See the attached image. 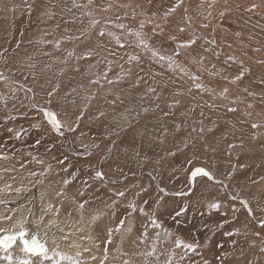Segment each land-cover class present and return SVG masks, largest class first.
I'll return each mask as SVG.
<instances>
[{
    "label": "snow or ice",
    "instance_id": "6c2138e0",
    "mask_svg": "<svg viewBox=\"0 0 264 264\" xmlns=\"http://www.w3.org/2000/svg\"><path fill=\"white\" fill-rule=\"evenodd\" d=\"M183 2L184 0H174V2L165 4L164 0H137L135 3H122L120 0H109L107 4H99L93 9L94 0H87L82 4L73 0L72 7L85 10L82 12V16L89 18L86 28L81 29L77 35L68 37L69 40H78L84 44V51L77 59L88 61L95 59V64L88 66L89 73L90 69L101 60L107 65V68L102 74H92L95 78H89L87 83L82 82L78 86L71 84L65 86L59 80L49 79L46 89L40 85L47 98L43 105L37 102L36 92L28 83L29 77L32 80L36 79V74L32 71L36 67L35 64L28 63L26 67L29 71L26 74L21 73L24 83H18L11 70L8 75L0 71V82L8 85L7 97L0 93V101L3 102V107L7 108L8 101L11 100L13 111L18 113L5 116L3 126L6 127L10 138L17 141H21L28 134L27 130L7 127V122L16 121L21 117L27 118L29 114L33 115L35 121L30 124V128L36 130L38 134L54 133L57 140L60 137H65V132L78 134L79 137L86 136L87 133L81 127V121L91 106V102L97 99L100 95L99 90L103 89L106 83L109 86V91L105 94V103L113 108L114 114L109 131L105 134L104 139L107 143L101 155L103 159L108 160L113 159L115 154L113 163L115 171L118 173L116 178H111L102 169L94 170L91 161L86 163L87 171L85 172L84 169H78L75 165H71L67 154L53 156V160L60 166L61 171L66 173V176L61 177L58 184L50 182L49 186L52 187V192L40 194L39 207L37 208L36 199L32 198L27 203L14 202V207L7 208L5 212L0 213V264H109V246L114 244V236L119 235L121 244L127 239L131 244L138 246L147 239L149 227L154 231L150 250L137 251L133 248L130 254L129 251H124L120 246H116L115 251L127 257L122 264H213V261L215 264H264V260L258 259L256 253H252L249 257L245 248L240 246L239 239H232L231 251H225L224 245L217 243L214 239L220 230L226 229L227 225L234 222L229 219V210L233 213L236 211L231 200H239L248 215H254L249 201L239 194L233 193L231 200L225 196L224 198L213 197L205 202L204 206L209 213L216 212L222 217L214 229L204 225L197 234H194L191 229L187 234L182 231L181 226L188 223L187 217L190 210L197 208L200 210V215H204L201 200L204 197V191L207 190L208 181L219 183L224 188L228 187L222 181H217L216 175L212 171L211 161L220 151V140L227 141L229 133L221 132L220 140H218L215 134L220 131V124L211 116H206L205 109L214 111L223 108L225 113H236L239 110L236 105L245 103L246 97L257 95L249 87L244 86L239 89L245 94L244 96H230V88L224 86L239 85L247 75L251 74V68L243 58L247 55L246 51L239 54L236 52L225 53L221 42H218L216 38L215 30L211 33L202 31L210 27L213 17L211 9L216 0H201L200 7L204 8V11L197 14L200 18L198 25L194 26L192 16L182 17L183 26L177 25L178 31L180 33L189 32V35L186 38H178L169 25ZM157 3H159V7H156ZM235 8L237 10L243 8L244 12L254 14L262 8V5L252 2L248 5L236 4ZM113 9L124 10V19L131 16V19L136 21L137 17H140L138 24L116 23V28L121 30L120 35L106 31L105 27H101L97 32L96 29L101 24V20L96 18V12H109ZM232 10L230 0H224V8L219 11L218 18L223 21L226 16L231 14ZM184 11L187 13L188 9L185 8ZM45 15L49 18L52 16L49 12H45ZM120 18L119 11H117L116 19L120 20ZM70 22L74 23L75 20ZM109 23L112 21L105 19V26ZM146 28L150 30L146 31ZM94 35L98 40L114 37L118 48H132L134 51L119 56L116 51L103 43L93 45L92 37ZM232 35L240 42L242 49L249 47L243 42L242 32L236 31ZM128 37L132 39L128 40ZM248 39H253V36L250 34ZM56 47L59 49L60 41L56 42ZM233 47V43H227V48L232 49ZM253 51L260 52L261 49L254 48ZM140 52L148 53L150 63H155L161 69L170 72L173 79L160 84L156 78L162 73L144 72V69L139 67ZM73 54L72 51H69L61 64L66 65L68 58ZM2 55L3 53H0V56ZM221 55L225 57L223 61L220 60ZM118 60H124V63L119 64L120 72L115 77L109 78V73L112 71L111 65ZM211 60L219 62L220 66L218 67L217 63H211ZM9 61H6V66ZM257 63L264 64V60H258ZM125 64H127V68H125ZM234 66L235 72L232 71ZM137 68L138 71H136ZM66 71L68 69L61 67L56 75L64 76ZM74 71L80 72V68L77 66ZM134 71L136 72V81L133 88H139L140 82L147 83L149 78L155 85L147 87L145 93L140 97L142 101L149 94H156L154 98H158L161 94L158 92V88L167 89L169 84L174 86L175 90L171 92V102L167 105L168 110L162 111L165 118H175L174 109L181 105L180 97L185 95V91H181L179 85L190 81L192 86L186 89L187 93L191 95L194 88L196 94L201 96L200 101H196V96H191V99L196 103L185 106L183 113V115L192 118L193 126H187V122L183 119L179 123L174 122L167 125L161 123L158 117H155L156 123H148L144 117L152 110L143 103L139 106H124L122 110L115 111L117 102L123 105L124 100L120 96H115L110 101L107 99V96L111 94V86L119 85L130 79ZM81 75L83 77L84 74ZM205 75L210 78V81L216 79L224 84L219 87L212 85L211 82L206 84L204 82ZM260 83L264 85V77H261ZM92 86H96L97 91H93ZM21 91L25 93L23 99H20L18 95ZM62 91L63 96L61 97ZM205 95L210 98L211 102L203 100ZM78 98L82 101L79 106L77 105ZM17 100H20L19 105L16 104ZM216 100H224L228 103L219 105L215 102ZM261 100L264 101V93H261ZM19 108L26 111L18 112ZM246 108H253V104L247 103ZM198 109L199 111H197ZM97 113L95 119L107 115L99 108H97ZM250 115L251 112L244 113L245 117ZM232 127L235 129V124ZM250 127L254 130L252 139H257L255 130L264 127V124L253 122ZM121 133H124L126 137L131 136L130 145L123 148L122 155L118 151L119 145L112 139L113 136L119 137ZM168 137H171L170 148L161 147L159 153L149 155L150 151L155 152L153 145H163ZM101 143L104 141L102 140ZM41 144L42 140L37 138L32 147H38ZM58 147H63V145L58 146L54 140L51 145L46 146L45 151L51 152ZM83 147L85 152L91 156L101 148V144L83 145ZM237 147L241 149L245 147L242 137L239 143H227L228 149ZM227 154L231 155L230 152ZM13 155L22 157L24 153L20 150L14 152ZM27 157V160H21L19 163L21 170H26L32 161L40 165L45 164L44 160L38 159L31 151L27 153ZM8 159H10L8 154L0 152V160ZM128 164H135L141 170L146 167L150 168L147 175L154 183V187L152 184L145 187L143 184L136 183L129 186L128 176L124 172V167ZM239 167L242 169L245 165L239 164ZM70 168L71 171H69ZM235 169L236 165H233L226 173L225 178L228 180L234 178ZM9 170L16 171L15 168L4 169V171ZM169 170H171L170 173ZM52 171H54L53 165L49 163L40 171H28L26 178L29 184L37 187L44 183ZM129 171L135 177L136 173L131 168ZM180 173H183L186 189L177 192L176 195L184 199L180 201L178 207L169 210L165 197L171 193L165 183V177L167 176L168 180L180 179L178 175ZM261 179L264 180V177ZM157 180L159 183H155ZM97 181L107 189L103 196L100 195L102 189L96 184ZM105 181H107L106 184ZM77 182L82 184L83 188H77L74 192H70V186H74ZM121 183L123 186H117ZM108 185H112V187ZM6 188L12 190V185L8 184ZM198 188L201 189L199 193L197 192ZM14 191L20 193L30 191V189L21 186L16 187ZM89 192H91V196L88 195ZM129 194L132 199L127 200L118 216L119 200L126 198ZM260 197L264 200V192L260 193ZM95 200H99L103 208L89 211L88 206ZM138 200L141 202L139 207ZM7 203L0 199V205H7ZM146 208L149 210L146 211ZM165 212H167V217H165ZM137 213L139 217L146 218V222L145 220L140 221V227L136 225ZM182 217L184 219H181ZM105 218L108 219V223H105ZM258 223L264 230V219ZM93 233L96 234L95 240ZM200 234L203 235L202 239L198 238ZM221 234L227 237H244L245 240L250 235L246 226L244 229L234 227L224 230ZM251 235L260 237L261 232H254ZM83 240L93 241V247L82 246L78 241ZM95 241H99V243H95ZM159 244H163L164 247L158 249L157 245ZM62 245H67L68 249H75V251H68ZM210 246L220 249L213 260L205 256V252ZM250 247L254 248L255 244ZM94 250L100 252V256L95 255ZM86 253L87 257H85ZM259 253L264 255V240L261 241ZM133 257L143 259L134 260Z\"/></svg>",
    "mask_w": 264,
    "mask_h": 264
},
{
    "label": "rangeland",
    "instance_id": "374dc122",
    "mask_svg": "<svg viewBox=\"0 0 264 264\" xmlns=\"http://www.w3.org/2000/svg\"><path fill=\"white\" fill-rule=\"evenodd\" d=\"M86 2L87 0H76V3L82 4ZM108 2L109 0H94L92 8L95 9L97 5L107 4ZM120 2L135 3L137 0H120ZM170 2H174V0H164L165 4ZM252 2L262 5V8L258 9L254 14L244 12L243 8L239 10L235 8L236 4L248 5ZM230 3L233 10L230 15L226 16L223 21H221L218 18V13L224 8V0H216L214 7L211 9L213 17L210 27L207 30L202 31L211 33L213 30H215L216 38L218 42H221L223 51L225 53L236 52L239 54L240 52H247V55L243 58L246 64L251 68V74L247 75L239 85H224L230 88V96H244L245 94L239 91V89L243 88L244 86L249 87V89L257 93V95L255 97H246L245 103L236 105L239 109L236 113H225L223 108L214 111L205 109V115L211 116L220 124V131L215 134L216 138L220 140L221 132L229 133L227 141L220 140V151L211 161L213 164L212 171L216 175L217 181H222L224 184L228 185V187L224 188L221 187L219 183H213L211 181L207 182V190L204 191V197L201 200V208H203L204 215L201 216L200 210L197 208L190 210L187 217L188 223L181 226L182 231L185 234H187L189 229H191L194 234H197L204 225L214 229L215 225L221 221L222 217L219 213L208 212L204 206L207 200L213 197L224 198L225 196L231 200L232 194L236 193L249 201L254 213L255 207H258V205L261 203L260 193L264 192V180L261 179V177H264V127L255 130L258 137L257 139H252L254 130H252L250 127V124L253 122L264 124V101L261 100V93H264V85L260 83L261 77H264V64L257 63L258 60H264V0H230ZM72 4L73 0H0V53H3V55L0 56V71H3L5 75H8L9 70H11V72L14 73V79L18 83H24L21 73L26 74L29 71V69L26 67L28 63L35 64L36 67L32 71L35 72L36 79L32 80L31 77H29L28 83L34 88L36 92L37 102L42 105L45 103L47 98L45 96V92L41 90L40 85H43V87L46 89L48 87L47 81L49 79H52L53 81L59 80L65 86H68L69 84L78 86L82 82L87 83V79L89 78H95V76L92 74H102L107 68V65L103 62V60H101L100 63L96 64L95 67L90 69L89 73L87 71L88 66L90 64H95V59L92 61L77 59L84 51V44L78 40H69L68 37L75 36L81 29L86 28L89 18L82 16V12L85 10L74 9ZM200 5L201 0H184L181 8L177 10V13L172 18V22L169 27L175 32V35L178 38H186L189 35V32L180 33L178 31L177 25L183 26L181 23L182 17L185 15L192 16L194 18V26L200 23V18L197 14L204 11V8L200 7ZM159 6V3H157L156 7ZM13 8L15 9L14 11ZM185 8L188 9L187 13L184 11ZM117 11H119V15L121 17L120 20L116 19ZM45 12L51 13V18L45 15ZM96 18L101 20V24L97 26V32L101 27H105L106 31H111L115 35L121 34V30L115 26L116 23L133 25L138 24L140 19V17H137L136 21H133L131 16H129L128 19H124V10L122 9H113L109 12H96ZM105 19H110L112 23H109L105 26ZM73 20H75L74 23L70 22ZM81 20H83V23H81ZM145 30L149 31L150 29L146 28ZM198 31L201 30L198 29ZM236 31L242 32L243 42L249 45L247 49H242L240 47V42L233 37L232 33ZM250 34L253 36V39L251 40L248 39ZM127 39L131 40L132 38L128 37ZM57 41H60L59 49L56 47ZM229 42L233 43L234 45L232 49L227 48V43ZM96 43H103L107 45V47L116 51L119 56H124L126 52L132 53L134 51L132 48H118L115 44L114 37H105L103 40H98V38L94 35L92 37V44L95 45ZM254 48H260L261 51L255 52L253 51ZM69 51L74 53L73 56L68 58L66 65L61 64V61L67 56ZM139 54L141 55L139 67H142L144 72L162 73V75L156 78L160 84H164L173 79L170 72L161 69L155 63H150V56L148 53L140 52ZM9 58H11L10 61ZM224 58V55H221L220 60L223 61ZM6 61H9L7 66ZM210 62L217 63V66H220V63L215 60H211ZM121 63H124V60H118L111 65L112 71L109 73V78L115 77L116 74L120 72L119 64ZM77 66L80 68V72L74 71ZM61 67L68 69L64 76L56 75V73L59 71V68ZM125 68H127V64H125ZM138 70L139 69L137 68L136 71ZM235 70L236 69L234 66L232 71L235 72ZM82 73L84 74L83 77L81 75ZM135 81L136 72L134 71L130 79L121 82L119 85L111 86V94L107 96V99L110 101L115 96H120V98L124 100L123 105L117 102L115 111L118 112L122 110L124 106H139L141 103H143L152 110L147 116L144 117V120L148 123H156L155 117H158L161 123L167 125H171L174 122L179 123L180 120L183 119L187 122V126H193L192 118L190 116L183 115V113L185 106L194 105L196 101L201 100V96L196 94V90L194 88L191 95L187 93L186 89L192 86L190 81H186L179 85L180 90L185 91V95L180 97L181 105L174 109V119L171 117L165 118L162 115L163 110H168L167 105L172 99L171 92L175 90L172 84H169L167 89L158 88V92L161 93L158 98H154L156 94H149L148 97L142 101L140 97L145 93L147 87L155 85L149 78L147 83H145V81H141L139 88H133ZM204 82L206 84L211 82L212 85H216L218 87L224 84V82L218 81L216 79H211L210 81V78L206 75L204 76ZM92 90L97 91V87L92 86ZM99 91L100 95L96 100L91 102V106L87 109L85 117L81 121V127L87 133V135L84 137H79L78 134L65 132V137H67L71 143H73L72 145L77 148L71 147L70 144L68 146V144L64 141L65 137H60L57 140L56 134L54 133H44V135H42L38 134L36 130L31 129L30 124L35 122L33 120L32 114H29L27 118L21 117L16 121L7 122V127H15L17 129L23 128L26 129L28 133L21 141L10 138V135L6 131V127L3 126V120L4 117L9 114L18 113L13 111L11 100L8 101L7 108H4L3 102L0 101V152L8 154L10 157L8 160H0V199L8 202L7 205H0V213L5 212L7 208L15 206L14 202L27 203L28 201L23 202L25 199L35 198L37 201V208L39 207L38 200L40 194L42 192L49 194L52 192V187L49 186L50 182H55L58 184L61 177L66 176V173L62 172L60 166H58L56 161L53 160V156H62L63 154H67L69 156V163L71 165H75L78 169H84L85 172L87 171L86 163L91 161L94 170H100V168H102L107 176L116 178L118 173L115 171V165H113L112 162L109 163V159H103L101 155L105 148V144L107 143V141L104 139L105 134L109 131V125L112 122V117L114 114L113 108L109 104L105 103V94L109 91V86L105 83L104 88L100 89ZM0 93H3L7 97L8 85L4 84L3 82H0ZM18 95L20 99H23L25 93L21 91L18 93ZM81 95H83V93H81ZM62 96L63 91L61 92V97ZM191 96H196V101H193ZM203 100L211 102L207 95L203 96ZM95 102H103L102 110L107 113L105 117L95 119V117L98 115L97 109H93ZM215 102L219 105H225L228 103L224 100H216ZM249 102L253 104V108L251 109L246 108V104ZM19 103L20 100H17L16 104L19 105ZM81 103L82 101L78 98L77 105L79 106ZM157 106L159 107L157 108ZM25 111L26 110L23 108L18 109V112ZM197 111H199V109ZM246 111L251 112V115L245 117L244 113ZM234 124L236 126L235 129L232 127ZM48 136L51 137L48 138ZM93 137H95V139H93ZM241 137L243 138V142L245 144L244 148H227L228 142L239 143ZM37 138H42V144L38 147H32L34 140ZM112 139L115 140L119 145L118 151L121 152V155L123 154V148L129 146L131 142V136L126 137L124 133H121L119 137L113 136ZM54 140L58 146L63 145V147H58V149H54L51 152H46V146L51 145ZM102 140L104 143H101ZM91 144H101V148L94 152L96 160L99 159L97 162L96 160L93 162V159H95L93 157L94 154L89 156L83 147V145ZM161 147L165 149L170 148L171 137L166 138L163 145H153L155 152L150 151L149 155H155V153H159ZM20 150H22L24 153L22 157L13 155L14 152H18ZM29 151H31L32 154L38 159L44 160L45 164L40 165L35 161H32L28 164L26 170H21L19 168V163L21 160L28 159L27 153ZM228 152H230L231 155H228ZM49 163L53 165L54 171L48 175V178L44 180V183L37 187H33L31 184H29L28 179L26 178L28 171H40ZM239 164H244L245 167L241 169ZM233 165H236L235 176L231 180H228L225 178V175ZM177 167H179V164H177ZM12 168H15L16 171H4V169ZM129 168H131V170L136 173L135 177L132 176ZM150 170L151 169L147 167L141 170L138 169L135 164H128L124 168V172L128 176L129 186H131L133 183H136L143 184L145 187L152 184L154 187V183L147 175V172ZM69 171H71V168ZM170 172L171 170H169V173ZM178 175L180 176V179L173 178L168 180L167 176L165 177V183H167L169 192L171 193V195L165 197V199L168 201L167 208L169 210L178 207L180 201L184 199L183 197L176 195L177 192L184 191L186 189L183 173ZM104 183L106 184L107 181ZM155 183H159V180H157ZM8 184L12 185V190L6 188V185ZM96 184L102 189L100 195L103 196L104 193L107 192V189L104 188L103 184H101L99 181H97ZM21 186L30 189V191L16 193L14 189ZM108 186L112 187V185ZM117 186L123 185L121 183ZM77 188L82 189L83 185L77 182L74 186H70L69 191L74 192ZM33 190H36V192ZM199 191H201V189L198 188L197 192L199 193ZM88 195L91 196V192H89ZM131 199V194H129L126 198H120L119 204L117 205L118 216L121 214L123 206L126 204L127 200ZM140 203L141 202L138 200V207ZM231 204L233 207H235L236 211L233 213L231 210H229V219L230 221L234 222L227 225L226 229L220 230V232H218L214 238L215 241L217 243H222V241L225 240L224 242L228 244L230 251L232 250V239H239L240 246H246L247 244V246L250 247L252 244H255L254 248L250 247L251 253L248 251L249 249L247 250L248 252L246 251L247 254L249 257H251L252 253H256L258 259L264 260V255L259 253L261 241L264 240V237L260 238L251 235L253 232L250 228L247 229L250 233L247 240H245L244 237H227L221 234L224 230H230L234 227L244 229L242 227L243 222L245 220L250 221L247 210L240 204L239 200H231ZM88 208L89 211H91L96 208H103V205L99 200H95ZM148 210L149 209L146 208V211ZM161 211H163V209H161ZM165 217H167V212H165ZM263 218L264 217L262 213L259 218L254 219L255 221H260ZM181 219L184 218L182 217ZM106 220L108 219L105 218V223ZM141 220H145L146 222V218L138 216L136 221L137 227H140ZM251 223H254V221ZM148 233L147 239L138 246L131 244L127 239L124 240L123 244H121L119 235L116 236V241H114L115 244H113V248L110 249L112 250V253L111 251L109 252V255L113 258V262L111 261L109 264H122L123 260L127 258L122 256L120 252L115 251L116 246H120L124 251H129L130 254L131 249L133 248H135L137 251L150 250L151 245L153 244L154 231L149 227ZM198 238L202 239L203 235L200 234ZM219 251L220 249H215L210 246L209 249L206 250L205 256L207 258L209 257L208 259L213 260ZM87 256L88 255L85 254V257ZM133 259L142 260L143 258L133 257ZM161 259H163V257H161ZM213 264H215V261H213Z\"/></svg>",
    "mask_w": 264,
    "mask_h": 264
},
{
    "label": "bare ground",
    "instance_id": "6f19581e",
    "mask_svg": "<svg viewBox=\"0 0 264 264\" xmlns=\"http://www.w3.org/2000/svg\"><path fill=\"white\" fill-rule=\"evenodd\" d=\"M6 59V58H5ZM86 77V76H85ZM53 134V133H52ZM49 137H51V136H48V138ZM42 139V138H41ZM64 141H65V143H67L68 144V146H69V144L71 145V147H73V148H75V146L74 145H72V143L70 142V140L66 137V139L64 138ZM67 146V147H68ZM70 148V147H69ZM76 150V149H75ZM94 154V158L96 157L95 156V153H93ZM115 158V156L113 157V159ZM113 159H112V161H111V159H109L108 160V162L109 163H113ZM99 159H97L96 160V162L98 161ZM121 163H123V161H121ZM113 165H115L114 163H113ZM127 166V165H126ZM125 166V167H126ZM124 167V168H125ZM50 181H52V180H50ZM50 190V189H49ZM34 192H36V190H33ZM50 192V191H49ZM200 192V191H199ZM32 194V193H31ZM33 195V194H32ZM35 196V195H34ZM256 198V197H255ZM29 199H25V200H23V202L24 201H28ZM39 201V200H38ZM170 202V201H169ZM260 205H258V207L256 208L255 207V210H254V215L253 216H249L250 217V221H248V220H245L244 222H243V228L246 226L247 227V229H251V231L254 233V232H261V236H260V238H262V237H264V230H262L261 228H260V226H259V223H258V221H255V219L254 218H259V216L263 213V217H264V211H263V209H264V201L263 200H261L260 199ZM10 205V204H9ZM12 205V204H11ZM14 207V206H13ZM89 207V206H88ZM264 219V218H263ZM252 221H254V223H251ZM107 222H109L108 220H106V223ZM210 223V222H209ZM186 230V229H185ZM188 232V231H187ZM116 236H118V235H116ZM116 236H114V241H116ZM73 239H75V238H73ZM93 239H95V233H93ZM222 240H223V238H222ZM225 240H223L222 241V243L221 244H223L224 245V250L225 251H230L229 250V246H228V244L227 243H225L224 242ZM79 243H81V245L82 246H84V247H93V241H89V240H83V241H78ZM95 243H99V242H95ZM114 244H115V242H114ZM170 246V245H169ZM62 247H64L66 250H68V251H75V249H68L67 248V245H62ZM125 247H126V245H125ZM157 247H158V249H161V248H163L164 246L162 245V244H159V245H157ZM243 247L245 248V250L247 251L248 249V251H250L251 250V248L250 247H248L247 246V244H246V246L245 245H243ZM113 248V245H111V246H109V252L111 251V253H112V250H110V249H112ZM247 251V252H248ZM253 252V251H252ZM211 253V252H210ZM250 253H251V251H250ZM249 253V254H250ZM94 254L95 255H97V256H100V252H98V251H95L94 250ZM86 255H88L87 253H86ZM209 258V257H208ZM113 262V258L109 255V263L110 262Z\"/></svg>",
    "mask_w": 264,
    "mask_h": 264
},
{
    "label": "crops",
    "instance_id": "0c3cea01",
    "mask_svg": "<svg viewBox=\"0 0 264 264\" xmlns=\"http://www.w3.org/2000/svg\"><path fill=\"white\" fill-rule=\"evenodd\" d=\"M78 102H79V101H78ZM102 103H103V102H102ZM102 103H101V102H95L94 105H93V109H94V108H95V109H97V108H99V109L101 108V109H102V108H103V107H102ZM93 112H95V111H93ZM42 135H44V134H42ZM70 142H71V141H70ZM72 144H73V143H72ZM75 148H77V147H75ZM95 160H96V158L93 159V162H94ZM92 166H93V165H92ZM100 169H102V168H100ZM259 198H260V197H259Z\"/></svg>",
    "mask_w": 264,
    "mask_h": 264
}]
</instances>
